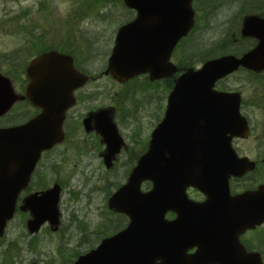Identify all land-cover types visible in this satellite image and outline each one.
Segmentation results:
<instances>
[{"label":"water","instance_id":"1","mask_svg":"<svg viewBox=\"0 0 264 264\" xmlns=\"http://www.w3.org/2000/svg\"><path fill=\"white\" fill-rule=\"evenodd\" d=\"M122 1L137 15L131 23L118 29L106 73L119 83L143 73H149L152 80L167 75L165 71L170 69L167 59L171 50L193 26L191 3L194 0ZM258 31L260 36L264 35V20L259 21ZM65 61L67 71L63 65ZM240 66L254 70L263 68L264 40L240 59L229 55L210 60L200 70H189L175 81L165 121L153 130L147 151L132 169L126 184L107 202L110 210L128 217L127 226L103 239L95 249L80 255L72 264H225L223 258L211 257L204 250L192 258L177 256L173 247L174 223L166 222L164 213L175 209L176 197L179 204H185V188L194 187L206 193L214 190L221 180L226 186V178L235 174L237 161L230 147V138L245 127L239 115L238 95L210 92L214 91L217 80ZM26 72L30 79L26 97L41 112L23 125L0 129V237L13 217L17 196L26 187L40 153L63 140L61 126L65 111L74 104L72 91L86 82L80 75L73 78L70 75L74 72L71 59L56 52L41 54L30 62ZM23 99L13 92L10 81L0 74V117ZM183 99L191 101L193 107L190 113L195 119L190 129L193 131L206 127L204 124L202 128L194 127L198 116L213 114L202 102L220 99L229 102L228 110L222 113L227 115L229 137L226 143H222L227 159H177V149L181 145L176 140L177 129L170 123L177 113L173 109L174 101ZM95 118L101 122L103 140L107 145L105 164L109 167L122 142L108 111H100ZM225 121L222 122L224 127ZM169 133L170 137H167ZM144 181L151 183V189L145 193L140 190ZM59 194V187L54 186L24 199L20 210L31 214L26 223L29 234L38 232L46 222L51 231L57 230Z\"/></svg>","mask_w":264,"mask_h":264},{"label":"flooded vegetation","instance_id":"2","mask_svg":"<svg viewBox=\"0 0 264 264\" xmlns=\"http://www.w3.org/2000/svg\"><path fill=\"white\" fill-rule=\"evenodd\" d=\"M216 5L224 7L225 3L222 0H194L191 3V8L194 11V25L187 35L181 38L171 50L167 59L170 69L165 71L167 75L157 79L152 80L149 73H143L128 79L124 83H118L106 73L108 58L112 53L118 29L131 23L136 17L135 11L131 10H129L131 16L120 23L117 28H113L112 46L108 50L105 57L106 61L101 70H93L89 58L80 59V50L76 49L80 47L79 44L69 45L63 39L59 40L63 43H50L49 48L47 47L45 51L37 52L33 56L35 58L41 53L55 51L62 56L69 57L74 71L70 75L73 78L80 75L86 79V82L72 91L74 105L64 113L62 122L63 140L50 149L41 152L26 187L18 194L15 215L21 213L27 217L25 221L27 233L26 223L31 218V214L29 211L22 212L20 207H22L27 196L43 193L54 186L59 187L61 195L64 188L63 175L65 173L57 165H53L52 155L65 156L66 142L69 139L70 149H73L75 157H79V155L90 150L94 153L95 158L103 164L104 168L109 171L114 170L120 164V161L127 157L129 168L123 173L120 182L112 185L114 191L110 193L109 198L122 185L126 184L130 172L147 151L152 131L165 121L169 96L175 86V81L189 70H200L210 60L229 55L240 59L253 51L264 40V35L260 36L258 31L259 21L264 20V0L248 1L241 16V27L238 33L239 43L234 45L236 48H224V50L212 55L203 54L199 44L205 34H203V29L197 31L198 14L203 11L211 14ZM71 35L75 40L77 39L74 33ZM33 58L27 62L20 73L8 77L15 94L24 98L17 105H25L31 111L22 113L26 116L18 117L17 122L14 124L7 126L0 124V129L23 125L40 114V110L26 99V90L30 84L26 67ZM63 65L67 71V62L65 61ZM235 75L240 76V81L243 82L238 90H229L224 86L218 88L220 83ZM101 78L111 80L120 87L119 97L121 100L123 99L121 95L131 97L132 101L133 99L143 100L145 106L153 110L155 116L154 127L150 130L145 129L143 133L135 132L133 134V144L127 143L122 136V118L116 106L88 109L85 110L86 112L83 115H80L76 110L78 105L83 104V90L89 85L97 83ZM244 80L253 86L252 90H249L250 86L246 85ZM214 88L215 90L210 93L238 95L239 114L245 122V127L238 135L230 138L231 149L237 161L235 165L236 174L226 178V186L225 182L221 180L218 184L216 183L217 187L214 190L206 193L192 187L185 188V204H179V198L176 197L173 204L175 209L166 211L164 220L174 223L173 247L177 256L192 258L204 250L211 257L223 258L225 264H264V66L258 70L240 66L232 74L216 81ZM202 103L205 104L206 110L213 112V114L198 116V122L196 125L194 124V127L202 128L203 124L206 127L193 131L190 130L192 121H195L190 115L193 109L191 101L187 99L174 101L173 109L177 113L170 124L177 129L176 140L181 145L177 149V159L224 161L227 159V155L222 143H226L229 136L227 133V115L223 116L222 113L228 110L229 102L220 99L208 100ZM100 111H108V117L115 126L122 142L120 151L111 159L109 167L105 164L107 145L103 140L104 134L101 130V122L95 118ZM27 116L29 117L27 118ZM224 119L226 120L225 127L222 125ZM167 137H170V133L167 134ZM204 151L209 152V154L203 155ZM162 155L168 157L166 153ZM150 188L151 185L146 181L140 186L141 192L144 193ZM107 211L111 216L125 220L127 225L128 217ZM107 224L112 226L113 221L109 220ZM107 224H105V227H107ZM60 227L61 220L54 233L58 232ZM123 228L120 230H123ZM43 229L53 233L48 224H44L39 232ZM108 234L107 232L100 238L98 236L99 239L95 246L90 244V240L83 239V243L88 244L86 251L78 253L76 256L93 250L102 239L110 236Z\"/></svg>","mask_w":264,"mask_h":264},{"label":"rangeland","instance_id":"3","mask_svg":"<svg viewBox=\"0 0 264 264\" xmlns=\"http://www.w3.org/2000/svg\"><path fill=\"white\" fill-rule=\"evenodd\" d=\"M222 1L224 7L216 5L211 14L206 11L198 14L197 31L203 29L205 34L199 48L205 55L236 48L242 13L247 2L253 0ZM130 16L121 0H0V73L8 77L17 75L37 52L45 51L50 43H63L60 39L69 45L79 44L76 49L80 50V59L89 58L92 69L101 70L112 46L113 28ZM240 80V76H232L218 88L238 90L243 83ZM245 84L250 86L249 90L253 89L248 81ZM83 91V104L76 108L78 113L116 106L127 143L133 144L135 132L143 133L154 127L153 110L143 100L132 101L124 95L121 100V89L113 81L101 78ZM30 111L29 107L16 104L0 119V124H14L18 117L26 116L22 113ZM70 144L69 139L65 156L52 155L53 165L65 173L59 203L60 229L56 233L43 229L29 236L25 229L27 217L16 214L0 238V264H70L78 253L86 251L88 244L83 239L95 246L103 234L111 235L126 225L125 220L107 211V199L114 191L112 185L120 182L129 168L127 157L109 171L90 150L75 157ZM109 220L113 221L112 226L107 224Z\"/></svg>","mask_w":264,"mask_h":264}]
</instances>
